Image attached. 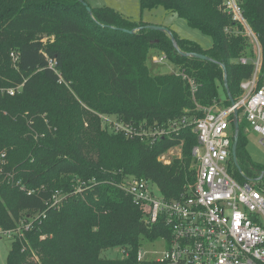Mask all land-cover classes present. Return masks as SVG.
I'll use <instances>...</instances> for the list:
<instances>
[{"label": "trees", "instance_id": "obj_1", "mask_svg": "<svg viewBox=\"0 0 264 264\" xmlns=\"http://www.w3.org/2000/svg\"><path fill=\"white\" fill-rule=\"evenodd\" d=\"M71 1L0 0V228L14 232L5 264H153L137 260L141 241L167 236L168 229L160 222L147 226L117 183L144 178L165 198L178 197L195 181L191 151L197 136L186 125L148 144L109 130L99 115L136 125L201 118L205 107L230 105L221 65L235 102L257 57L256 86L262 85L264 0H238L259 52L244 26L227 14L225 0H139L141 11L161 6L208 36L211 45L203 48L171 31L180 51L207 60L180 55L168 34L143 27L142 20L109 6L87 4L89 13L79 0ZM151 49L178 70L152 75L146 64ZM237 110L236 168L246 179L257 178L264 165L249 156V124ZM230 127L234 135L232 121ZM179 143L180 156L159 160ZM76 179L88 186L71 194ZM54 190L64 194L58 207L49 203ZM42 212L44 217H30ZM21 222L32 224L17 230ZM115 248L120 255H103Z\"/></svg>", "mask_w": 264, "mask_h": 264}, {"label": "built area", "instance_id": "obj_2", "mask_svg": "<svg viewBox=\"0 0 264 264\" xmlns=\"http://www.w3.org/2000/svg\"><path fill=\"white\" fill-rule=\"evenodd\" d=\"M227 14L244 26L245 33L259 52L255 34L242 16L238 0H225ZM12 63L17 55L10 53ZM165 55L153 58L161 62ZM245 63V59H240ZM258 57L251 78L240 83L242 96L233 105L204 108V116L190 120L182 117L180 121L169 120L162 124L139 125L117 120L112 131L126 137H139L153 144L165 135L177 133L182 127L191 125L197 136L192 155L197 161L195 181L176 198H165L158 187L150 180L137 177L123 178L117 186L140 207L147 226L158 222L168 229L167 236L158 237L166 246L154 257L148 258L140 250L138 261L153 264H264V178H250L238 182L230 172L232 162L231 146L234 109L241 108L252 131L264 139V83L256 86ZM192 89L194 83L190 80ZM9 95L14 88L6 89ZM102 124L111 120L99 115ZM108 128V126H107ZM5 163V153L0 151V170ZM88 185L76 179L71 194L82 192ZM153 186L156 192L153 191ZM30 193V192H29ZM64 194L54 190L50 207H58ZM42 212L34 218L44 217ZM31 222H21L28 230ZM11 229H1L0 234L11 238ZM157 238V239H158Z\"/></svg>", "mask_w": 264, "mask_h": 264}, {"label": "rangeland", "instance_id": "obj_3", "mask_svg": "<svg viewBox=\"0 0 264 264\" xmlns=\"http://www.w3.org/2000/svg\"><path fill=\"white\" fill-rule=\"evenodd\" d=\"M64 4H70L71 0H60ZM86 4L91 7L96 6H109L116 11L120 12L123 16L139 21L142 20L147 24L159 25L167 28L169 31L174 32L181 38H187L198 42L203 48H207L211 45V39L203 35L196 29L189 27L183 18L178 17L175 13L165 10L163 7L158 6L153 9H144L143 11L139 8V0H83ZM43 40L46 37L42 38ZM256 50V49H255ZM161 51L151 49L150 54L146 60L147 67L149 72L152 75L155 74H165L170 72L177 71V67L172 64L167 58L161 62H153V58H157L160 55H163ZM259 76V71H258ZM219 95L222 98H225L223 91L220 89ZM222 107L221 105H218ZM109 118L110 123L107 124L108 129L112 130L114 126L117 124V119L114 115L102 114ZM244 131L247 134V144L246 149L249 153L250 158L256 162L264 165V139L261 141V136L256 132L252 131L249 126H245ZM181 154V143L174 145L168 148L166 151L161 153L158 158L165 163H168L175 157L180 156ZM229 169L233 177L240 183L245 181L246 179L242 177L235 164L230 162ZM245 171V168H244ZM249 178H254V176L248 175ZM153 191L156 192L155 187L153 186ZM35 216L34 213H30V217ZM29 217V218H30ZM11 240L5 236L0 234V264H5V259L7 252L10 247ZM166 246V243L161 239H156L152 242L143 240L139 246V250L148 258L154 257L162 248ZM103 255L106 257H115L120 255V250L118 249H109L103 252Z\"/></svg>", "mask_w": 264, "mask_h": 264}, {"label": "water", "instance_id": "obj_4", "mask_svg": "<svg viewBox=\"0 0 264 264\" xmlns=\"http://www.w3.org/2000/svg\"><path fill=\"white\" fill-rule=\"evenodd\" d=\"M79 1L82 2V4L86 7L87 12L90 13L91 12L90 7L83 0H79ZM143 27L149 28V29H153V30L163 31L166 34H168V36L170 37V39L172 41L173 46L178 50V52L182 56H191V57H195V58H199V59H203V60L209 59L208 56H206L204 54H201V53H197V52H182V51H180L178 49L177 45H176V42H175V39H174V36H173L172 32L169 31L167 28H165L163 26L146 24ZM221 67H222L223 72H224V77H223L224 88H225L226 94H227V96L229 98L230 104L233 105L235 102L232 99L231 94H230L229 89H228L227 79H226V75H225V69H224L223 65H221ZM232 123H233V127H234V135H233V141H232V146H231V157H232L233 163L239 169V166H238V163H237V159H236L237 133H238V130H239V117H238V110L237 109H234ZM263 175H264V172H262L260 174L259 178H262Z\"/></svg>", "mask_w": 264, "mask_h": 264}]
</instances>
